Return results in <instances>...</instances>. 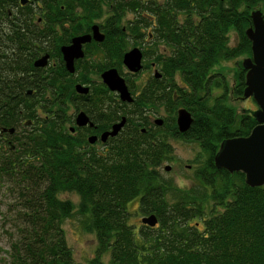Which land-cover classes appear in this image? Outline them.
<instances>
[{
    "label": "trees",
    "instance_id": "1",
    "mask_svg": "<svg viewBox=\"0 0 264 264\" xmlns=\"http://www.w3.org/2000/svg\"><path fill=\"white\" fill-rule=\"evenodd\" d=\"M14 1L0 0V130L13 128L0 132L5 137L0 191L14 214L8 264H80L61 227L74 215L95 241L83 264H264V185L248 186L242 173L215 168L212 161L220 141L245 136L256 124L249 110L238 114L227 103L229 91L242 93L240 61L233 68L232 90L224 71L214 67L250 54L244 30L250 11L260 10L264 20V0H110V32L142 31L171 50L144 53L160 77H150L131 103L111 92L106 113L103 92L101 101L97 93L79 106L72 101L75 109L93 107L95 124L73 131L56 71L33 66L35 58L54 48L45 40H54L61 0H38L42 7H17ZM100 9L88 2L81 14L89 22ZM232 33L235 42L229 40ZM128 42L123 36L112 43L111 65L120 63ZM153 106H162L169 116L147 128L143 114ZM179 107L192 118L183 133L174 121ZM121 116L125 122L105 148L88 145L87 133L104 130ZM159 131L198 147L187 187L161 175L162 164L172 157ZM64 193L75 194L77 202L62 199ZM133 200L137 209L131 211ZM136 213L138 222L132 219ZM150 214L156 218L153 226L140 221Z\"/></svg>",
    "mask_w": 264,
    "mask_h": 264
},
{
    "label": "flooded vegetation",
    "instance_id": "2",
    "mask_svg": "<svg viewBox=\"0 0 264 264\" xmlns=\"http://www.w3.org/2000/svg\"><path fill=\"white\" fill-rule=\"evenodd\" d=\"M92 1L93 3H96V5L100 6L101 9L96 16H90L89 22H86L85 16L81 14V12H84L83 6H86L88 2ZM14 3L17 7L29 5L33 7L44 6V4L38 0H15ZM107 5L110 6V0H61L58 3L59 15L53 23V27L55 29V32L53 33L54 40L50 41L49 38H46L45 40L46 43H50L49 45L52 44L54 48L50 52L46 50L38 56H45V64L36 68H44L45 71H56V86L60 89H65L67 92V94L66 92H64V94L60 92L59 96L61 98L64 96L65 103L67 102L66 104L70 107L69 112L67 113L72 116V124L69 126L70 131H73L75 128L79 127H95L94 122L90 119L93 114V107L91 108V112L87 108H85V106L81 109H75L74 106L71 105L72 101L77 102V105L79 104V101L91 102V100L94 99L96 93L98 95V100L101 101V92H103L104 97L102 101L104 102V111L106 113L109 112V99L111 96V92L113 91H110L108 87L103 83L101 79V73L103 71L114 68L117 72L118 70H120V73H122L121 69L125 70V73L123 72L122 74H120L118 72V74L124 79L127 90L133 100V98L136 97L138 93H140L142 88L146 84H148L150 77H152L153 79H157L160 77L157 64L152 60L146 61L144 58V53L151 50L155 53L166 54L171 50V48L163 42H152L150 34H148L146 37L142 31L135 34H129L126 31H124L123 34L110 32L109 21L107 19L109 8ZM124 18L126 17H123V19ZM36 22L40 28L43 27L42 20L38 18ZM92 26H95L98 32L97 35L101 36L99 40L94 38ZM119 26L123 31L124 24H122V20H120ZM123 36L125 37V39H128L129 42L127 46L124 45L125 47L121 50L120 63L111 65L112 62H115V60L112 58V55L114 54L111 52V45L113 42H116L118 38ZM84 37H87V40H83L81 42L74 41L78 38ZM230 39L231 42H235L234 34ZM65 48H70L69 54L71 56L68 60L69 64L66 63V60L64 59L63 49ZM131 48H137L141 55V67L135 73L128 72L125 66L122 64L123 54ZM67 64L69 65V67H71V70L67 68ZM144 70L148 72V74L141 82L137 81V74L139 72H143ZM154 73L156 74V76L154 75ZM139 75L140 73L138 74V76ZM76 85L85 87L86 91L77 92L75 90ZM113 93L118 101L126 104L131 103L121 101L118 97V94L116 92ZM158 107L159 106H153L152 108H147V110L144 112L143 115L147 123V128L161 125H156L154 123V120L156 118H161L163 122L164 117H160L155 110V108ZM78 112H83L88 118V121L85 125L77 126L75 124V116ZM89 122L91 123V125L88 124ZM112 124H109L108 128L104 130L87 133L84 136L85 141L87 142L88 136L94 135L95 140L92 143L87 142L88 145H91V147L94 149L105 148V146H107L106 143L108 142V138L113 136H106L104 140H101L99 136L102 132L110 130ZM141 131L143 130L141 129ZM4 139V136L0 137V142ZM133 202H135V207L133 209L135 210L137 209L136 200L129 202L128 205Z\"/></svg>",
    "mask_w": 264,
    "mask_h": 264
},
{
    "label": "water",
    "instance_id": "3",
    "mask_svg": "<svg viewBox=\"0 0 264 264\" xmlns=\"http://www.w3.org/2000/svg\"><path fill=\"white\" fill-rule=\"evenodd\" d=\"M250 25L244 30V34L249 41L250 55L240 61V66L244 70V86L242 88L241 97H251L256 108L249 110V114L253 117L256 124L251 128L245 136H236L225 138L218 144V148L213 155L212 161L215 168L223 169L228 173L240 172L243 174L244 183L248 186L264 185V20L260 10L255 9L249 13ZM93 36L99 40L101 36L97 35L95 26H92ZM87 40L78 38L75 42ZM71 48V47H70ZM63 49L64 59L69 64V50ZM140 52L137 48H131L122 56V64L128 72H137L140 65ZM45 64V56H40L33 61L34 67L43 66ZM67 64V68L71 67ZM156 76V74L154 73ZM103 83L110 91L116 92L121 101L131 102L130 96L124 79L114 69H108L101 73ZM77 92H85L86 88L80 85L75 86ZM30 93V90L27 91ZM88 118L83 112H78L75 116V124L77 126L85 125ZM176 130L179 133L185 132L192 121L189 111L183 107H179L175 111L174 116ZM125 122L122 116L119 121L111 125L110 130L100 134V139L104 140L106 136H114L121 129ZM29 124V121L26 122ZM156 125L162 123L161 118L154 120ZM91 125V123H88ZM143 130V129H142ZM12 133L13 128H2L0 132ZM95 136L87 137L88 143H92ZM164 170H168L169 166L164 165ZM143 224L153 226L156 218L153 214L140 218Z\"/></svg>",
    "mask_w": 264,
    "mask_h": 264
},
{
    "label": "rangeland",
    "instance_id": "4",
    "mask_svg": "<svg viewBox=\"0 0 264 264\" xmlns=\"http://www.w3.org/2000/svg\"><path fill=\"white\" fill-rule=\"evenodd\" d=\"M129 17L130 15L128 14L127 18ZM230 38L229 40L231 41ZM249 55L250 54L240 55L235 59L224 61L220 63V65L214 67V69H222V71H224L223 73H225V78L230 90L233 89L235 84V75L233 73L235 62H239ZM121 70L122 73H125V70ZM139 73L140 75L138 76ZM139 73L136 76V80L141 82L148 72L144 70L143 72ZM229 95L230 96L227 99V103L234 107L238 114L245 109L254 110L256 108V105L251 97L242 98L241 95L233 96L230 91ZM155 110L160 117L163 116L165 118L169 116L162 106L155 108ZM159 133L161 134L162 132L159 131ZM162 134L165 135V138L171 145L172 159L165 161L162 164V166L168 165L169 169L164 170L160 168V173L165 179L174 182L176 185L187 187L191 183L192 171L195 165L194 158L196 155H199V149L194 143L186 142L177 138H171L170 135L165 131ZM60 197L62 199H69L73 203L77 202V196L72 193H64L61 194ZM6 203V194H3L0 191V264H8L7 251L10 242L9 233L12 232L14 224L13 211L7 208ZM134 207L135 202L128 205V208L131 211H133ZM139 217L140 215L137 213L132 214V219L135 222L139 221ZM61 227L64 232L66 244L70 248L74 260L80 264L85 263L87 259L93 255V249L95 245L93 233L86 232L84 229H82L79 219L76 215L65 218L61 224ZM104 258L106 259V256H104Z\"/></svg>",
    "mask_w": 264,
    "mask_h": 264
}]
</instances>
